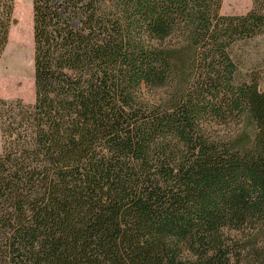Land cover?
<instances>
[{
    "label": "trees",
    "instance_id": "obj_1",
    "mask_svg": "<svg viewBox=\"0 0 264 264\" xmlns=\"http://www.w3.org/2000/svg\"><path fill=\"white\" fill-rule=\"evenodd\" d=\"M219 3L32 0L34 102L0 98V264H264V0Z\"/></svg>",
    "mask_w": 264,
    "mask_h": 264
},
{
    "label": "rangeland",
    "instance_id": "obj_2",
    "mask_svg": "<svg viewBox=\"0 0 264 264\" xmlns=\"http://www.w3.org/2000/svg\"><path fill=\"white\" fill-rule=\"evenodd\" d=\"M14 4L16 23L10 29L8 44L0 61V98L32 105L35 97L32 0H14ZM250 9L251 0H220L217 15H244ZM259 49V42L243 47L241 55L245 69L253 65Z\"/></svg>",
    "mask_w": 264,
    "mask_h": 264
}]
</instances>
